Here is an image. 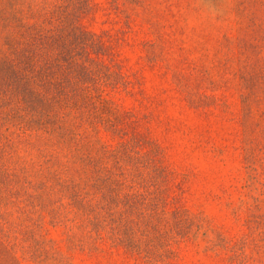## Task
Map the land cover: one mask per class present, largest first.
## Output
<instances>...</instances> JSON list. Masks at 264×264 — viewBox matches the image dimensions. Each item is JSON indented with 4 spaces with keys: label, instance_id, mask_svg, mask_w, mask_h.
Returning <instances> with one entry per match:
<instances>
[{
    "label": "rangeland",
    "instance_id": "1",
    "mask_svg": "<svg viewBox=\"0 0 264 264\" xmlns=\"http://www.w3.org/2000/svg\"><path fill=\"white\" fill-rule=\"evenodd\" d=\"M0 264H264V0H0Z\"/></svg>",
    "mask_w": 264,
    "mask_h": 264
}]
</instances>
